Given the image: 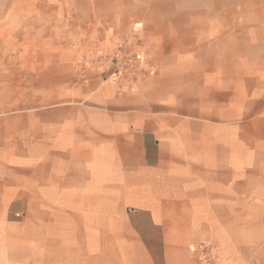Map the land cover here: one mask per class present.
Masks as SVG:
<instances>
[{
  "label": "crops",
  "instance_id": "crops-1",
  "mask_svg": "<svg viewBox=\"0 0 264 264\" xmlns=\"http://www.w3.org/2000/svg\"><path fill=\"white\" fill-rule=\"evenodd\" d=\"M243 10L129 85L35 71L0 110V264H264V0Z\"/></svg>",
  "mask_w": 264,
  "mask_h": 264
},
{
  "label": "rangeland",
  "instance_id": "rangeland-1",
  "mask_svg": "<svg viewBox=\"0 0 264 264\" xmlns=\"http://www.w3.org/2000/svg\"><path fill=\"white\" fill-rule=\"evenodd\" d=\"M253 1L0 0V110L32 102L35 71L57 58L75 77L110 69L129 85L158 72L166 51L208 50L239 33Z\"/></svg>",
  "mask_w": 264,
  "mask_h": 264
}]
</instances>
